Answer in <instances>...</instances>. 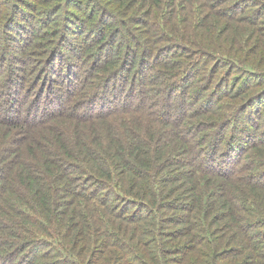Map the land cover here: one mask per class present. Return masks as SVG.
Masks as SVG:
<instances>
[{
	"label": "trees",
	"instance_id": "trees-1",
	"mask_svg": "<svg viewBox=\"0 0 264 264\" xmlns=\"http://www.w3.org/2000/svg\"><path fill=\"white\" fill-rule=\"evenodd\" d=\"M0 264H264V0H0Z\"/></svg>",
	"mask_w": 264,
	"mask_h": 264
},
{
	"label": "rangeland",
	"instance_id": "rangeland-1",
	"mask_svg": "<svg viewBox=\"0 0 264 264\" xmlns=\"http://www.w3.org/2000/svg\"><path fill=\"white\" fill-rule=\"evenodd\" d=\"M80 71H81V69L78 70V72H80ZM61 88H62V86H61ZM112 102H114L113 99H112ZM185 135L187 137L186 139L189 140L190 143H191V141L193 142L192 151L195 154L194 159H195V162L197 163V166L201 165L202 164V160H201L202 154L201 153L204 150V148L211 145L210 142L205 143V142L200 141L199 143H197L198 141L196 142V135L194 132L186 131ZM216 164H222V161L218 160L216 162Z\"/></svg>",
	"mask_w": 264,
	"mask_h": 264
}]
</instances>
